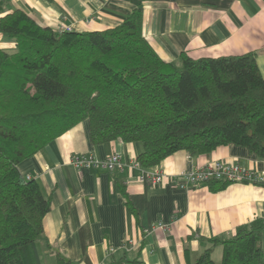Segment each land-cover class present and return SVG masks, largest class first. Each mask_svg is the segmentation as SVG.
Returning a JSON list of instances; mask_svg holds the SVG:
<instances>
[{
  "label": "trees",
  "instance_id": "1",
  "mask_svg": "<svg viewBox=\"0 0 264 264\" xmlns=\"http://www.w3.org/2000/svg\"><path fill=\"white\" fill-rule=\"evenodd\" d=\"M143 1L116 26L75 31L41 25L0 0V34L16 42L14 53L0 47V264H42L37 243L52 198L19 164L84 119L95 144L140 142L141 167L179 150L196 155L231 143L264 158V77L256 53L183 52L166 61L143 33ZM211 241L189 264H264V217ZM110 264L144 262L122 257Z\"/></svg>",
  "mask_w": 264,
  "mask_h": 264
},
{
  "label": "crops",
  "instance_id": "2",
  "mask_svg": "<svg viewBox=\"0 0 264 264\" xmlns=\"http://www.w3.org/2000/svg\"><path fill=\"white\" fill-rule=\"evenodd\" d=\"M10 2L41 25L85 31L120 24L141 0ZM143 7V33L164 60L177 61L183 52L195 58L255 52L264 77V0H145ZM0 47L16 52L15 40L3 34ZM141 151L138 141L93 143L84 119L21 161V173L52 198L37 243L42 264H60L59 254L72 264H110L122 257L189 264L212 246V238L264 217V184L183 188L174 182L179 174L218 159L264 171V158L247 148L231 143L196 155L179 150L149 167L136 164ZM89 152L99 158L118 153L122 167L77 169L73 156ZM158 170L164 179L154 185L149 176ZM216 253L221 258V247Z\"/></svg>",
  "mask_w": 264,
  "mask_h": 264
},
{
  "label": "built area",
  "instance_id": "3",
  "mask_svg": "<svg viewBox=\"0 0 264 264\" xmlns=\"http://www.w3.org/2000/svg\"><path fill=\"white\" fill-rule=\"evenodd\" d=\"M71 27H63L60 30H70ZM72 163L77 169L84 168H102L115 170L122 167L120 154L113 153L106 158H99L94 153H78L72 158ZM136 164L138 165L137 161ZM164 171L158 170L149 177L152 184H159L164 179ZM27 178H30L28 176ZM213 180H222L228 182H247L262 184L264 183V171H258L244 165L238 161L218 159L207 165L197 166L193 170L187 171L175 177L174 182L183 188L188 186H199L207 184ZM166 227L164 224H159ZM133 241L130 239L129 243Z\"/></svg>",
  "mask_w": 264,
  "mask_h": 264
},
{
  "label": "rangeland",
  "instance_id": "4",
  "mask_svg": "<svg viewBox=\"0 0 264 264\" xmlns=\"http://www.w3.org/2000/svg\"><path fill=\"white\" fill-rule=\"evenodd\" d=\"M42 244V242L40 243V244H38L39 246H40V248H41V245ZM217 261H219V259H220V253H216L214 256H213Z\"/></svg>",
  "mask_w": 264,
  "mask_h": 264
}]
</instances>
